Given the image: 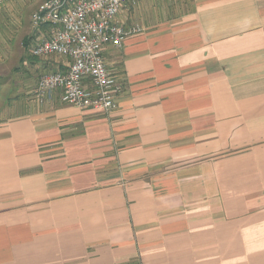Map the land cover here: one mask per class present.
I'll list each match as a JSON object with an SVG mask.
<instances>
[{"label":"crops","instance_id":"crops-1","mask_svg":"<svg viewBox=\"0 0 264 264\" xmlns=\"http://www.w3.org/2000/svg\"><path fill=\"white\" fill-rule=\"evenodd\" d=\"M137 13L108 113L34 97L32 26L0 51V264H264V0Z\"/></svg>","mask_w":264,"mask_h":264},{"label":"built area","instance_id":"built-area-1","mask_svg":"<svg viewBox=\"0 0 264 264\" xmlns=\"http://www.w3.org/2000/svg\"><path fill=\"white\" fill-rule=\"evenodd\" d=\"M0 0V4H1ZM136 0H43L31 14L35 37L28 50L34 57L66 58L65 69L41 74L33 95L42 101L58 90L67 104L112 111L120 85L104 61L103 51L119 47L141 31L122 15Z\"/></svg>","mask_w":264,"mask_h":264},{"label":"rangeland","instance_id":"rangeland-1","mask_svg":"<svg viewBox=\"0 0 264 264\" xmlns=\"http://www.w3.org/2000/svg\"><path fill=\"white\" fill-rule=\"evenodd\" d=\"M42 1L43 0L1 1L0 51L2 49L5 51V49L8 48H10V52L15 51L16 45H18L20 41H23V34L31 26L30 17L32 12L38 8ZM191 2L192 0H136L135 4L129 5L128 10L123 14L131 15L138 11L137 16L139 20L140 17L141 19H145V16L153 19L155 17L160 18L166 14L169 15L177 11L187 10ZM138 3L141 5L139 10L137 8Z\"/></svg>","mask_w":264,"mask_h":264},{"label":"trees","instance_id":"trees-1","mask_svg":"<svg viewBox=\"0 0 264 264\" xmlns=\"http://www.w3.org/2000/svg\"><path fill=\"white\" fill-rule=\"evenodd\" d=\"M26 43H27V41H26Z\"/></svg>","mask_w":264,"mask_h":264}]
</instances>
